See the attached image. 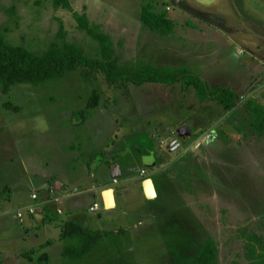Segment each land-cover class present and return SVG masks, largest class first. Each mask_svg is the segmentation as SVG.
Here are the masks:
<instances>
[{
    "label": "rangeland",
    "instance_id": "374dc122",
    "mask_svg": "<svg viewBox=\"0 0 264 264\" xmlns=\"http://www.w3.org/2000/svg\"><path fill=\"white\" fill-rule=\"evenodd\" d=\"M69 1L74 12L86 14L111 36L120 64L142 61L172 71L186 68L211 88L235 90L238 103L224 112L215 102H201L193 88L183 92V83L109 84L101 73L85 67L45 84L15 85L8 94L0 84V165L9 158L17 161L21 153L33 166L32 176L43 174L46 163L60 169L73 158L68 151L72 132L77 143L100 134L95 145L104 148L113 145L108 137L130 131L190 129L180 140L182 146L166 154L169 158L158 172L159 181L181 194L148 207L135 202L137 194L130 187L127 195L135 198L127 212L124 207L104 211L97 200L102 223L92 222L98 214L84 209L90 222L83 227L104 230L109 237L81 259L65 258L66 248L80 245L55 238L60 230L51 226L39 232V241L52 238L40 253L50 255V264H190L211 238L218 246L215 264H249L246 238L257 237L264 248V136L252 132L244 108L249 101L264 107V0ZM153 15L167 20L163 30L143 22V16ZM60 21L68 41L94 58L97 42L77 28L72 12L55 10L52 0H0V35L34 52L44 50L57 35ZM85 73L91 75L85 78ZM94 92L100 104L86 110ZM137 116L141 124L131 122ZM82 122L87 129L68 128ZM225 126L238 129L242 138L235 142ZM26 182L23 177L24 189ZM29 197L25 193L19 201L35 203ZM28 240L33 245L32 236ZM37 252H29L36 253L33 264H46Z\"/></svg>",
    "mask_w": 264,
    "mask_h": 264
},
{
    "label": "crops",
    "instance_id": "0c3cea01",
    "mask_svg": "<svg viewBox=\"0 0 264 264\" xmlns=\"http://www.w3.org/2000/svg\"><path fill=\"white\" fill-rule=\"evenodd\" d=\"M173 2L177 3L179 0ZM131 122L141 124V119L137 116L136 120ZM74 127L87 129L84 122L68 128L72 130ZM75 133L72 132L71 145L68 146L73 158L60 168L61 171L58 166L50 162L46 163L43 174L32 176L33 166L21 159L23 156L21 153L17 154V161L9 158V163L4 161L3 165H0V192H3L0 195V264H6V260L11 264H22L23 261L33 264L37 259L34 256L36 253H29L33 250L38 251L40 260L43 259L47 261L46 264H50V255L40 252L45 243L49 244L52 238L39 241L37 238L41 230L51 226L55 231L60 230L55 236L60 240L61 229L65 222L72 221L83 227V223L90 222L83 214L84 209L89 214L99 213L100 208L96 212H90V207L97 200L101 201L104 211L113 212L124 207V211L127 212L130 200L133 201L135 198V195L133 197L131 194L127 195L130 192L127 189L130 187H133V191L137 194L135 202H143L147 206L161 202L164 205L163 202L169 200L170 196L181 194L180 190L176 193L171 192L170 184H163L158 178L160 163H164L163 161L169 158L160 148L161 140L171 133L163 131L162 126H159L154 133L146 128L142 131H130L128 137L119 133L122 141L120 138L110 136L108 140L111 138L113 145L104 148L95 145L96 138H99L100 134L97 137L92 135L90 139L86 138L87 141L84 143H77L74 142L78 137ZM59 162L60 166L63 161ZM11 169L16 172L12 176L9 174ZM141 171L145 172L144 176L141 175ZM2 175L5 176L1 177ZM116 175L119 177L113 178ZM23 177L28 178L25 189L21 183ZM13 179L15 182L12 181ZM34 179H41V183ZM121 179L123 180L120 181ZM114 180H117L116 184ZM148 180L151 181L154 198L147 196L145 183ZM111 189L114 191L112 194L114 204L113 207L107 208L105 195ZM25 193L31 199L32 195L36 194L35 203L23 204L24 199L19 201V197L22 198ZM30 207H35V214H29ZM18 212L24 214L22 219L17 217ZM98 216L91 220L97 225L102 223L101 215ZM36 221L42 223L36 226ZM31 236L35 246L29 245L28 239ZM3 258L6 260L4 261Z\"/></svg>",
    "mask_w": 264,
    "mask_h": 264
},
{
    "label": "trees",
    "instance_id": "16d2710c",
    "mask_svg": "<svg viewBox=\"0 0 264 264\" xmlns=\"http://www.w3.org/2000/svg\"><path fill=\"white\" fill-rule=\"evenodd\" d=\"M52 4L55 10H66L73 13L77 28L97 42L96 56L89 57L83 48L68 41L62 21H60L57 35L46 43L44 50L39 52H34L24 45L12 44L5 38V35H0V84L3 94H8L10 89L18 84H45L55 79H62L66 74L85 67L94 73H101L109 84L128 82L140 86L145 83L168 85L183 83V92L193 88L201 102H215L224 112H230L237 106L238 95L235 90L222 87L211 88L186 68L172 71L160 69L142 61L135 64L129 62L120 64L111 36L104 32L100 25L93 24L86 14L74 12L69 0H52ZM143 18L145 24L151 23V29L163 30L168 24L167 20L154 17V15L148 18L143 16ZM90 75L85 73V78ZM99 101L98 93L94 92L86 110L96 108L100 104ZM244 108L250 114L251 127L254 130L252 132L264 136V107L254 105L249 101ZM12 109L19 110L18 107L13 106ZM105 237H109V232H92L72 221L65 222L61 229V239H70L79 243L80 246L74 249L66 248L62 256L81 259L95 249ZM246 249L249 264H264V248L260 239L247 237ZM217 256L218 246L210 238L200 245L197 255L190 264H215Z\"/></svg>",
    "mask_w": 264,
    "mask_h": 264
},
{
    "label": "water",
    "instance_id": "95a60500",
    "mask_svg": "<svg viewBox=\"0 0 264 264\" xmlns=\"http://www.w3.org/2000/svg\"><path fill=\"white\" fill-rule=\"evenodd\" d=\"M173 4H176V2H173ZM184 131L188 132V128H187L186 126L177 129V133H178V134H180V133L183 134ZM224 131L228 134L229 137L233 138L235 141L240 140V139L242 138V134H240V133H239L237 130H235L232 126H227V127L225 128ZM188 134H189V133H188ZM167 140H168V139H167ZM164 141H166L165 138H164ZM174 143H175V142L168 143L167 146H166V149H167V150H169L170 147H173L172 149L169 150L170 153L173 152V151L176 150V149H179V147H180V144H179V143H178V144H174ZM173 145H174V146H173ZM113 171H114V173H116L115 169H114ZM117 177H119V176H117V175H116V176H113V178H117ZM146 183L151 184V181L148 180V181H146ZM146 183H145V185H146ZM107 192H111V194L114 193V191H113L112 189H111V190H108ZM107 192H106V193H107ZM106 206H107V202H106Z\"/></svg>",
    "mask_w": 264,
    "mask_h": 264
},
{
    "label": "flooded vegetation",
    "instance_id": "af4514ba",
    "mask_svg": "<svg viewBox=\"0 0 264 264\" xmlns=\"http://www.w3.org/2000/svg\"><path fill=\"white\" fill-rule=\"evenodd\" d=\"M186 125H183V126H181L180 128H182V127H185ZM187 127V126H186ZM227 126H225L224 127V129L226 128ZM188 128V127H187ZM235 130H237L238 131V129H236L235 127H233ZM177 129H179V128H177ZM177 129H175L173 132H171V133H169L167 136H165L164 138L166 139H168V138H171L169 141L166 139V141H164V139L163 140H161V146H160V148H162V150H163V152H165L164 154L166 155L168 152H169V150L170 149H172L173 147H170V149L169 150H167L166 149V146H167V144L168 143H171V142H175L174 144H180V146H182V141H180V140H184L187 136H189L190 135V129L188 128V132H186V131H184L183 132V134H178L177 133ZM239 132V131H238ZM189 133V134H188ZM240 133V132H239ZM226 134V133H225ZM240 134H242V133H240ZM183 142H185V141H183ZM235 142H237V141H235ZM164 144H166L165 146H164ZM174 146V145H173Z\"/></svg>",
    "mask_w": 264,
    "mask_h": 264
},
{
    "label": "built area",
    "instance_id": "2783aa9c",
    "mask_svg": "<svg viewBox=\"0 0 264 264\" xmlns=\"http://www.w3.org/2000/svg\"><path fill=\"white\" fill-rule=\"evenodd\" d=\"M141 175L142 176H144L145 175V172L144 171H141ZM117 183V180H114V184H116ZM32 199H34V200H36L37 199V195L36 194H33L32 195ZM98 209H99V206H98V204H93L91 207H90V212H96V211H98ZM35 207H30L29 208V210H28V212H29V214H35ZM23 213L22 212H18L17 213V217L19 218V219H22V217H23Z\"/></svg>",
    "mask_w": 264,
    "mask_h": 264
},
{
    "label": "bare ground",
    "instance_id": "6f19581e",
    "mask_svg": "<svg viewBox=\"0 0 264 264\" xmlns=\"http://www.w3.org/2000/svg\"><path fill=\"white\" fill-rule=\"evenodd\" d=\"M145 187H146L147 196L149 198H152V197L154 198L155 195L153 193L151 184L146 183ZM105 196H106L107 208L113 207V204L114 203L112 201V194H111V192H107Z\"/></svg>",
    "mask_w": 264,
    "mask_h": 264
}]
</instances>
